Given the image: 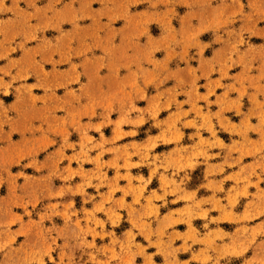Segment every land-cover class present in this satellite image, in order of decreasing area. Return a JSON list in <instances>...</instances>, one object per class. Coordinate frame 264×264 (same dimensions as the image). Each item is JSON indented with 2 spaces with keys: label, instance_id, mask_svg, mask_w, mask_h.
Masks as SVG:
<instances>
[{
  "label": "rangeland",
  "instance_id": "374dc122",
  "mask_svg": "<svg viewBox=\"0 0 264 264\" xmlns=\"http://www.w3.org/2000/svg\"><path fill=\"white\" fill-rule=\"evenodd\" d=\"M168 171L264 250V0H0V264L172 253Z\"/></svg>",
  "mask_w": 264,
  "mask_h": 264
},
{
  "label": "crops",
  "instance_id": "0c3cea01",
  "mask_svg": "<svg viewBox=\"0 0 264 264\" xmlns=\"http://www.w3.org/2000/svg\"><path fill=\"white\" fill-rule=\"evenodd\" d=\"M225 174H231V171L227 170ZM166 177L170 185L165 191L169 196L165 204L162 203L158 205V209L169 204L165 209L166 214L175 210H193L199 212L202 216L193 218L190 222L185 224L186 227L182 231H174L175 234H171L177 237V242L180 243L175 246L172 253L168 252V254L164 256L158 254L161 255L162 260L157 264H161L163 259L168 257L177 258V262L181 264H264V250L262 248L249 247L247 252L241 255V253H243L241 251L244 248L241 247L240 243L231 242V235L235 234V229H231V221L218 219L223 215L222 212H215L216 210L213 209L211 204L207 205L208 202H211L210 193L199 196L198 188L193 192V189H191L192 187L181 185L179 177L169 171L166 173ZM226 178L227 176L217 177L216 175L215 177H208L207 182L209 183V181H211L212 185H221L223 188L226 183ZM159 192L163 193V190L158 191V193ZM182 194L193 195L200 205H194L193 201L180 202L185 200V198L181 196ZM170 195L173 197H170ZM217 196L218 193H215L214 198ZM176 202L177 204H173ZM194 224L197 225L195 226ZM146 254H152V259L151 257L147 258V261L143 260L140 264L149 261L156 263L155 256L156 258L158 256L156 255V251L146 252Z\"/></svg>",
  "mask_w": 264,
  "mask_h": 264
}]
</instances>
